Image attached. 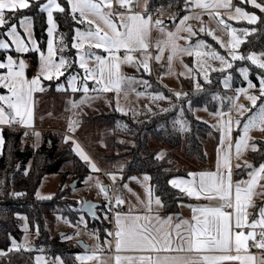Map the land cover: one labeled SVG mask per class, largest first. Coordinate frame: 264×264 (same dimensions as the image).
<instances>
[{
  "label": "snow or ice",
  "instance_id": "1",
  "mask_svg": "<svg viewBox=\"0 0 264 264\" xmlns=\"http://www.w3.org/2000/svg\"><path fill=\"white\" fill-rule=\"evenodd\" d=\"M116 2L120 8L127 10V14L114 13L113 0H64L63 3L60 0H46L44 3H41L40 0H0V28L5 29L3 35L7 38V40L0 39V50L8 52L14 46V51L17 54L35 52L39 57L37 72L31 78L26 74L28 69L26 61L19 56L14 58L9 54L5 58L6 62L0 61V88L6 89V94H0V126L32 127L34 94L45 90L42 80H59L61 76L69 72L73 64H77L83 70V77L80 78L79 74L69 72L66 77L67 88L61 84L56 86L57 91L71 89L73 93L82 91L85 94L79 101L70 102L72 108H77L80 104L92 99L88 95L90 91L96 93L114 91L119 95L121 91L126 90L125 86L130 88L137 83L148 85L147 80H137L135 77L124 75L121 66L127 64L136 68L137 71L142 68L144 73L150 74V61L153 59L149 51L152 47L150 33L153 27L161 34V38L155 41L157 50L155 60L160 61L166 50L169 67L178 55L192 56L198 65V69L195 71L198 75H203L204 80L208 83L211 81L208 78L207 70L211 68V65L207 61H219L221 67L219 69L211 68V70L221 72L231 69L233 61H250L260 70L257 74L259 87L256 89V85L249 79L247 68L239 69L243 79L247 81V88L236 89L237 96L235 98L228 97V99L233 101L229 111L234 108L241 119H236L233 122L229 118L220 125L221 144L227 142L228 150L218 155L216 171L190 172L188 175L191 179L174 178L169 181L172 187L179 188L189 197L197 200L202 198L208 201L218 200L220 203L215 206H190L192 211L190 221L181 220L179 224L175 225L173 232L165 230V226L171 223V216L161 218L158 214L153 215V204L159 207H162L163 204L159 197L153 199L152 189L148 186L145 188L146 203L136 196L137 201L144 204L145 214H133L132 208H129L127 213L116 212L114 230L105 229L107 235L103 244L96 245L91 251L88 250L87 245L81 244L85 252L82 255H76L75 260L79 264H92V262L95 264H226V262L257 264V258L248 254V242L253 241L255 247L264 250V206L259 207L251 220H249L248 209L254 206L252 203L254 189L259 181L264 180V162H261L258 167L248 164L247 167L251 169L248 172L250 179L234 183L230 161L233 146V123L237 129H241L234 140L237 158L248 148L257 151V145L249 143L252 130L258 129L264 132V52L239 54L237 49L245 42V37L255 32L256 28L233 27L216 10H228L229 20L246 21L249 25H256L258 22L264 23V17L258 16L255 12L246 11L239 5L233 6L232 0H186V4L191 3L192 7L206 11L210 16L214 15L218 23L223 26L229 37L227 43L216 37L212 31H208L207 35L211 36L226 51L227 56H225L203 39H197L194 43L191 41L190 38L195 36L196 32L191 26L186 25V21L191 18L188 15L179 18L178 23L174 18L172 26L174 30H167L162 20H153L152 16L147 13V5H145L144 14H141L133 10L132 0H116ZM240 2L251 5L252 8L264 13V0H240ZM29 8H36L39 12L46 14L48 25L46 51L42 50L39 43L33 38L30 16L23 15L22 18H19V26L23 29L24 36H21L18 31L17 23L12 22L17 13ZM54 13L69 15L72 21L84 25L83 29L75 28L73 30L71 49H74L76 54L71 62L63 54L68 47L63 35L58 43L55 41L54 34L57 32L58 25ZM113 15L118 17L119 24L113 20ZM196 18L199 19V17ZM200 31L204 32L205 29L202 27ZM182 32H186L188 35L181 36ZM180 39L185 40V46L178 44ZM93 49H100L107 55L97 54L92 51ZM122 50L123 55L121 56L119 53ZM58 52L60 55L57 59ZM136 53H139V58L134 55ZM90 63L93 65L92 67L89 66ZM185 67L188 66L185 65ZM188 70L189 72L194 71L192 68ZM231 79L230 74L224 78L223 84L226 88L230 87ZM88 81L94 82L91 89L88 86ZM196 87H200L199 83L196 84ZM249 89H256L259 95L250 94ZM140 94L137 93V95ZM240 94H243L250 102V107L235 102L239 99ZM175 95L179 99L181 93ZM213 98L218 97L214 95ZM153 99L160 100L166 99V97L157 93ZM116 110L123 111L119 107ZM164 111H168V109H164ZM246 113H248L247 116H245ZM220 115L223 117L226 114L221 112ZM78 124L79 121L70 119L69 131H74ZM174 125H177L180 131L186 130L183 120H175ZM35 135L38 136L39 133ZM70 140L73 144V151L80 159L88 164L92 171H99L75 140H72L70 136L64 137L65 143ZM4 144L5 139L2 129H0V154H2ZM156 158L160 159L161 156L158 155ZM109 175L115 182L117 175L113 173H109ZM129 179L136 180L137 178L129 177ZM148 180L150 177L145 175L143 181L147 182ZM97 187L108 199L109 189L99 182H97ZM122 187L128 192H132L127 184H123ZM117 193H119V189H117ZM14 195L19 197L23 193L15 192ZM39 195L37 192L38 197ZM78 203H81L82 207L92 213L93 218H96L94 210L97 206L95 204ZM124 203V198L117 194L115 205L119 206ZM111 204L112 201L108 200V205ZM226 209L231 211H226ZM78 223H85L83 216L80 217ZM182 225H186V227H182ZM25 232L27 233V229ZM93 235L99 240L98 235L95 233ZM63 238L71 239L68 236ZM104 245H107V251H114L115 255L105 258ZM21 248L26 251L33 250L27 235L22 243H17L15 239H12V245L8 251H19ZM233 250L235 255L232 254ZM5 255L6 253L0 250V256ZM35 264H65V261L56 256L49 262L45 256L37 255ZM258 264H264V256L259 259Z\"/></svg>",
  "mask_w": 264,
  "mask_h": 264
},
{
  "label": "trees",
  "instance_id": "2",
  "mask_svg": "<svg viewBox=\"0 0 264 264\" xmlns=\"http://www.w3.org/2000/svg\"><path fill=\"white\" fill-rule=\"evenodd\" d=\"M40 2L44 3L45 0H40ZM236 5L264 17V13L248 4H241L240 1H236ZM186 6V0H149L147 10L180 13L185 10ZM23 15L32 18L36 41L41 49H45L48 26L46 14L39 12L36 8L24 9L16 14L12 22H19V18H22ZM55 17L58 25L55 41L58 43L61 35H63L64 41L68 45L63 54L71 62L76 54L75 50L71 49V38L74 35L73 30L76 23L66 14L55 13ZM236 26L256 28V31L248 35L241 45L240 51L244 55L248 52H264V23L258 22L256 25L238 23ZM57 55L59 56L60 53L58 52ZM247 65L251 70V81L259 86L257 74L260 70L254 65ZM74 66L75 64L72 68ZM69 72H66L59 80L45 81V83L52 82L54 85L60 84V82L66 83ZM71 73L74 74V72ZM141 73L145 74L144 72ZM141 73L140 75H142ZM158 73L162 74V70L158 69ZM148 75L152 76L151 74ZM152 83L153 80L150 81V84ZM244 85L245 81L241 76L239 74L234 75L233 88ZM183 90L184 92L178 99L175 93L167 91L161 85H153L151 91H162L172 101L168 111L165 112L135 120L130 115L116 114V110L113 109L114 111L109 114H101L91 119V122L105 123L114 127L115 134L131 142L127 152L122 154V157L125 158L120 157V155L113 156L114 145L110 144L109 148L112 152L108 158L102 157L105 161L102 164L107 172H121L124 180L135 174L148 175L154 194L163 203L165 214L179 212V203L184 197L181 192L170 185L169 181L176 175H182L183 173L173 170L168 155L157 159L159 150L154 147L152 142H163L170 149L182 146L187 156L204 160L203 146L205 139L211 135L216 138L218 133L212 126L196 120L193 116V110L198 107H207L211 111H217L227 109L229 105V101L225 102L226 96H223L220 99L221 101L213 98V93L226 94L222 91L219 81L214 85L204 87L201 91L185 87V85H183ZM177 119L185 122V131H180L179 127L174 125V121ZM125 125L127 127H124ZM121 129H124V131ZM27 132L28 130L24 128L2 129L5 144L2 154H0V250L4 251L6 255L0 257V264H35L33 250L28 252L8 251L12 239H19L22 235L20 215L26 217L33 230L38 228L39 233L36 234L35 243L43 249V252L51 256H60L65 264H75V255L79 252V247L75 243L64 241L63 237H50L45 226L46 218L56 213L68 216L72 220L78 218L79 211L76 210L75 199L71 196V188H60L56 197L52 200H39L36 198L35 193L42 178L47 174H61L62 183L67 181L70 176L71 181L78 180L77 184L79 186L92 172L71 146L60 149L61 139L57 137L49 138L47 135H43L42 144L35 149L32 148L30 143H23ZM255 143L257 151L250 150L248 156L254 165L258 166L261 162H264V137L256 140ZM123 159H126V161L121 164L120 161ZM30 163L31 165L27 169ZM66 165H70L71 169L63 171ZM120 167L122 169H119ZM15 192L23 193V195L16 197ZM98 213L100 216L98 221L91 222L87 217L88 228L97 231L103 238L106 236L105 229L109 227L108 218L105 219L107 214L104 202L98 209Z\"/></svg>",
  "mask_w": 264,
  "mask_h": 264
},
{
  "label": "rangeland",
  "instance_id": "3",
  "mask_svg": "<svg viewBox=\"0 0 264 264\" xmlns=\"http://www.w3.org/2000/svg\"><path fill=\"white\" fill-rule=\"evenodd\" d=\"M45 2H46V0H45ZM60 2L63 3L64 0H60ZM132 3H133V10L136 13L144 14L145 5H147V9H148L149 0H132ZM232 4H234L233 0H232ZM188 8L192 9L194 7L191 6V3H188ZM256 10H258V9H256ZM113 12L114 13H125V14H127V10L124 8H120L118 3L116 2V0H113ZM148 14H150V13H148ZM220 16L222 17V15H220ZM223 17L228 18V15H223ZM54 18L56 19L55 13H54ZM174 18H175V22L177 23V19H176L177 16H175V15L160 13L156 17V19H160L163 21V24L166 26L167 30H174L172 27L173 23H174ZM113 20L117 24H119V19L116 15H113ZM16 23H17L18 31L20 32L21 36H24V31L19 26V22H16ZM31 24H32L33 38L36 40L35 33H34V22L32 19H31ZM75 28L83 29L84 25H79L76 23L74 29ZM4 30L5 29L0 28V39L7 40V38L3 35ZM208 31H212L214 33V28L209 27ZM221 34L222 33H220V35L216 36V37L222 39L225 43H227L228 39L223 38ZM214 35H215V33H214ZM159 38H161L160 32H158L155 29V27H153V29L150 33L151 43H153V41H156ZM47 39H48V37H47ZM25 40L27 42L26 37H25ZM55 40H56V38H55ZM8 42L11 43L10 41H8ZM46 45H47V42H46ZM212 48H214V47L212 46ZM42 50L46 51V47H45V49H42ZM92 51L96 52L97 54L107 55L106 53H103V51L100 49H93ZM238 53L241 54L242 52L238 51ZM248 53H250V52H248ZM255 53L259 54L260 52H255ZM9 54L12 55L14 58L19 56V58H22L26 61L27 65H28V69H27L26 74L29 78H31L32 76H34L36 74L37 65L39 63V57H38L37 53L29 52V53H25V54H17L14 51V46H13V48L8 50V52H5L4 50H0V61L6 62L5 58ZM220 54L223 55L222 53H220ZM247 54H245V55H247ZM119 55H121V56L123 55V50L119 53ZM134 55H136L137 58H139V53H136ZM58 58H59V56L57 55V59ZM194 61H195V58H194ZM245 61H247V60H245ZM247 62L251 63L250 61H247ZM207 63L211 65V68L219 69L221 67L220 65L218 66L216 64V63H219V61L209 60V61H207ZM89 66L92 67L93 65L90 63ZM237 66H240V65H237ZM194 68H195V70L198 69V65L196 63L194 65ZM211 68H209L207 70V75H208L209 80L211 81L210 85H214L217 82L218 77L215 76L212 78L211 76H209L208 72L211 70ZM243 68H247L249 70V79H250L251 70L249 69L248 66L238 68L237 72L240 73L239 69H243ZM231 69H227L225 71V74H223L221 76V78H219V82L221 84L223 91L228 93V97L235 98L237 96L236 89L241 88V87L247 88V81H246V84L244 86L233 88L232 82H233L234 74L231 73V71H230ZM121 70H122V73L124 75L129 76V77H135L137 80H147L149 82V84L144 85L143 83H137V84H133L130 88L125 86L126 90L121 91L119 93V95H117V93L114 91L113 92H99V93L90 91L88 93V95L90 97H92V99L86 101L85 103L80 104L77 108H72L70 102L73 100L79 101L85 95L82 91H78L75 93H73L71 91V89H67L66 91H57V87H56L57 85H54V83H52V82L45 83V81H49V80H42V86L44 87L45 90L43 92H37L34 94V118H33V126H34L33 128L34 129L29 130L27 128L28 132H27L25 138L23 139L24 140L23 143L25 144L28 142L31 144L32 148L37 149L43 142V135H47V137H49V138L57 137V138L61 139L60 149H64L65 147H70V146L72 147L73 146L71 140L68 143L64 142V137L70 136L72 138V140H75V141L77 140L81 143V145L88 152L89 156H91L92 159H94V160H92L90 158L92 160V162L95 163L96 167L99 166L97 168L104 170L108 174L113 173V174L117 175V179L114 182V184L119 189V193H117V194L128 196L132 192L131 193L128 192L127 189H124L122 187V185L127 184L128 187L132 190V188L135 187V185H133V183H135L136 186L138 183L135 181L132 182V180H130V179L128 181H123V179H121V177H122L121 172H117V171L116 172H107V170L105 169V167L102 164L105 162L104 159H102V157L108 158V156L112 152V150L109 148L110 144L114 145L112 155L113 156L114 155L115 156L120 155V157H122V154L124 152H127V148L130 146L131 142H129L128 139L121 138L117 134H115L116 130L113 129L114 127L108 126L105 123L97 124V123L91 122V119L93 117H97L101 114H109V113L113 112L114 110H116L117 107H119V108L123 109V111H117L116 110V114L119 113V114L125 115V116L130 115L135 120H139V119L149 117V116L157 114V113L165 112L164 109H168V107L171 105L172 101H171V99L167 98L165 96L164 92H162V91L161 92L160 91H151V88L153 87V85L154 86L160 85L158 83V81L155 80V77L153 76V74H152V76H150L146 73L143 74V73H141L143 71L142 68L139 71H137L136 68L129 66L127 64L122 65ZM69 71L74 72V74H79L80 78H82L84 75L83 70L80 69L77 64H75V66L73 68H70ZM233 72H235V70ZM140 73L142 75H140ZM229 74L231 75L232 79L229 82L230 87L226 88L223 84V80ZM235 75H237V74H235ZM202 77H204V76L202 75ZM211 78H212V80H211ZM152 80H153V83L150 84V81H152ZM50 81H56V79H53ZM160 82L165 87L167 86L166 88H168V91L175 93V94L181 93V91H178V92L172 91V89L177 88L179 86L178 82H180V79H179L178 75H176L174 78H169V79H166V77H162L160 79ZM78 83H79V80H78ZM87 83H88V86L90 89L94 85L93 81H88ZM197 83H198V81L196 80V84ZM60 84L64 85V87L67 88V80H66V83L60 82ZM184 85H185V87L195 88L192 82H187ZM81 87H82V85H81ZM179 87L181 88V83H180ZM258 87L259 86H256V89H258ZM230 89H234V93L232 92L233 93L232 96L230 94V92H231ZM256 89H249L250 94L259 95V93ZM137 93H141V94L137 95ZM157 93L163 95L164 97H166V99H160V100L153 99V96H155ZM0 94H6V89L0 88ZM213 94L216 97H218V98L214 99L217 101H221L220 99L223 96H226L225 93H224L225 95H221V93H213ZM235 102L239 103V104H244L245 106L250 107V102L245 98V96L243 94H240L239 99L236 100ZM232 103H233V101L231 100V106H232ZM258 104H259V101H258ZM220 106H221V104H220ZM221 112L222 111H218V110L217 111H211L207 107H198V108H195L193 110V116L195 117L196 120L204 122V123L212 126L213 129L218 133V136L216 138L220 140V137H221L220 125L229 119L228 114H226L225 112H223V113H225L226 115L221 117V115H220ZM246 114L248 115V113H246ZM246 114H245V116H247ZM233 116H234V121L236 119H241V117L239 116V114L237 113V111L234 108H233ZM70 119L79 121V124L75 127V130L72 132H70L68 129ZM14 126H17V125H12L11 127L0 126V129L13 128ZM233 128L236 130L235 127H233ZM241 128H242V125H241ZM121 130L124 131V129H121ZM36 133H39V135L38 136L35 135ZM250 133L256 139H257V137H260L259 139L263 138V132L259 131L258 129L252 130ZM216 138L211 135L207 139H205V141H204L205 153L207 154L208 158L210 155V160L213 158V156H212V152L209 150V145H210L209 143L213 144L212 141L215 140ZM208 139L210 140L209 142H207ZM152 144L154 145V147L158 148V150H159L158 155L161 156V158H163L166 155L169 156V161L172 163L173 170L175 171V169L178 168V165L176 162H178L179 157L174 156V154L176 153V155L179 154V156H181L182 152H184L183 147L181 146V147H178L179 149L177 148V149L173 150V149H170L168 146H166L163 142L153 141ZM176 150H177V152H176ZM183 155L186 156V158H185L186 160H184V161H187L186 163H184L182 161L183 168L188 170V165L190 164L188 159H190V158L184 153H183ZM122 158H125V157H122ZM192 158L195 159V157H192ZM125 161H126V159H123L120 162H121V164H124ZM30 165H31V163L27 166V169L30 167ZM70 169H71V166L66 165L64 167L63 171H67ZM119 169H122V168L120 167ZM101 171L100 170H99V172L94 171V173L90 174L82 182L81 185L78 186V184H77L76 187H72V188L70 187V185L73 181H71L70 176L67 178V181H65L64 183H62V175L61 174H47L42 178V181H41V183H40V185H39V187L35 193V196L37 199H39V200H52L53 198L56 197L60 188H63V189L71 188V190H72L71 196L75 199L76 210L79 211L78 218L76 220H72L68 216H65V215L60 214V213H56V214H53L51 216H48L45 220V226L49 232L50 237L68 236V237H71V239H64V241H68L69 243H75L76 245H77V241H83L86 245L89 246V248H88L89 251L93 250L96 247V245H98V244L102 245L103 244L104 240H101V238H100L101 236L99 235V233L95 230L88 228L87 216L85 215V213L83 211H81V205L82 204L78 203V202H82L83 198H85L87 200H93V201L99 202L101 204L103 202H105L104 194L101 193L97 187V182H99L103 186H106V180H105V177ZM110 171H114V170H110ZM109 177H110V175H109ZM146 187H148V185L138 184L136 189H138L140 191V193H142V194H147L145 191ZM37 192H39V194H40L39 197L37 196ZM48 197H50V198H48ZM81 216L84 217L86 226H85V223H78ZM23 218H26V217L23 215L19 216L20 228L22 230V235L19 239H15V241L17 243H22L24 241L25 236L27 235V239L30 242V247L34 246L36 248L35 250H33L34 261H35V257L37 255H43V256H45L47 261L51 262L54 259V257H56V256H51V255H48L45 252L41 251L43 249L39 248L38 244L35 243V239L37 238L36 237L37 229L33 230L30 227V225L28 224L27 219H23ZM72 225H76V226L73 227ZM25 229H27V233L25 232ZM94 233H95V235L99 236V240H97L95 238V236L93 235ZM11 245H12V242H11ZM104 248H105V254L104 255L106 258L107 257L106 252H109V251H107V245H104ZM13 251L14 252H22V251H26V250L24 248H21L19 251H15V250H13ZM84 252H85V249L79 247V252L76 255H78V254L82 255V254H84ZM75 263L79 264V262L76 260H75ZM92 264H95V262H92Z\"/></svg>",
  "mask_w": 264,
  "mask_h": 264
},
{
  "label": "crops",
  "instance_id": "4",
  "mask_svg": "<svg viewBox=\"0 0 264 264\" xmlns=\"http://www.w3.org/2000/svg\"><path fill=\"white\" fill-rule=\"evenodd\" d=\"M236 1H240V0H233V3H234L233 6H236ZM148 11L149 10H147V12ZM216 11H219L220 15H222V18L227 23L231 24L233 27L242 28V27L236 26V24H238V23H246V24H248L246 21L237 22L235 20H229L227 17L224 18L223 15H228V10L218 9ZM233 11H234V8H233ZM161 12L169 14V15L177 16V18H176L177 19V23L179 21V18H181V17H183L185 15L190 16L191 18L188 21H186V25L191 26L194 29V31L196 32V35L190 38L191 41L194 43L197 39H203L204 41H206L207 44L213 46L214 49H217L220 53H222L223 55L227 56L226 51L224 49H222L220 47V45L211 36L207 35L208 28L212 27V28H214L215 36H219L220 33H222L221 35H222L223 38L229 39L226 31H224V29H223V26L218 23V21H217V19L215 18L214 15L210 16L208 12H206V11H204L202 9H199V8L189 9L188 8V4H187L185 10L180 12V13L169 12V11H161ZM196 17H199V19H197ZM202 27L205 29L204 32L200 31V29ZM187 35L188 34L186 32H183L181 34V36H187ZM178 44L180 46H185L186 42H185V40L180 39L178 41ZM240 48H241V46L239 47V49H237V52L238 51L241 52ZM149 51L151 52V54L153 56V59L150 61V68H151L150 74L151 75L153 74V76L155 77V80H157L158 83L164 89H166L167 91H168V88H166L167 86L165 87L160 82V79L162 77H166V79L174 78L176 75L179 76L180 82H178V83H179V86H180V83H181V88L178 86L177 88L172 89V91H177V92L181 91V94L184 92L183 85L185 83H187V82H192L194 87H195L194 89L196 91H201L204 87L211 86L210 83H208V82H206L204 80V77H202V75H198L197 71H195V68H194V65H195L194 57L189 56L187 54L178 55L177 57H175L173 59V61L171 63V66L169 67V62H168V59H167V56H168L167 50L164 52V54L161 57L160 61H156L155 58H154L156 56V54H157V50L155 48V41H153L152 47L150 48ZM244 62H245V64H244ZM232 63L234 65H233V68L230 71L234 75L235 74H239L240 75V73L237 72L238 68L248 66L247 64H251V63H249V62H247L245 60H243V61H241V60L233 61ZM216 64L218 66L220 65V63H216ZM185 65H187L188 67H185ZM237 65H240V66H237ZM189 68L194 69V71L193 72H189V70H188ZM158 69L162 70V74L158 73ZM234 70H235V72H233ZM208 73H209V76H211L212 78L217 76L218 77L217 81H219V78H221V76L223 74H225V72H221L219 70H217V71H211L210 70ZM146 74H148V73H146ZM212 78H211V80H212ZM241 78L243 79L242 76H241ZM196 80L201 85L199 88L196 87ZM245 84H246V81H245ZM230 90H231L230 94L232 96V94L234 93V89H230ZM223 92L226 93L225 91H223ZM226 101L227 102L229 101L228 108L227 109H219L218 111H222V112H225L226 114H228L229 118H231V120L234 122L233 109L231 111H229V109L231 108V100L228 99V93H226L225 102ZM233 125H234V123H233ZM33 127L34 126L27 127V128L30 130V129H34ZM233 127H235L236 130ZM233 127H232L233 146H232V149H231V161L230 162H231V170H232V179H233V182L235 183L236 181H239V180H248V179H250V177L248 176V172L251 171V169L247 167L248 164H251L254 167H258L259 165L258 166L254 165L253 161L248 156V152L250 150H252L251 148H248L247 150H244L242 152V154L240 155V157L237 158L236 153H235L234 140L239 135L240 129H237V127L235 125ZM13 128H24V129H27V128L19 126V125L14 126ZM250 137H251V140L249 141L250 144L251 143H255V141L259 140V138H260V137H257V139L254 138V136H252L251 133H250ZM263 137H264V132H263ZM261 139H263V138H261ZM209 141L210 140L208 139L207 142H209ZM76 142L78 143L80 148L83 149V151L89 156L88 152L81 145V143L79 141H77V140H76ZM212 142H213V144L209 143L210 144L209 145V150L212 152L213 158L210 160V155H209V158H208L206 153H205V159L204 160H200L197 157H195V159H194V158L188 156L190 158V159H188L189 162H190V164L188 165V170L183 168V163H182V161L184 163L187 162V161H184V160H186L185 159L186 156L183 155V153L185 154V152H182L181 156H179V154L176 155V153H175L174 156L179 157L178 162H176L177 165H178V168L175 169V171L182 172L183 174L182 175H176L172 179H174V178L191 179V177L188 175L190 172L199 173L201 171H216L218 155H220L224 151L228 150V144H227V142H225L224 144H221V137H220V140L219 139H217V140L215 139ZM72 149H73V146H72ZM176 152H177V150H176ZM204 152H205V148H204ZM89 157L92 159L91 156H89ZM92 160H94V159H92ZM237 165H240V167H237ZM97 167H99V166H97ZM98 169L100 171L102 170L100 168H98ZM91 172L94 173V171H92V170H91ZM96 172H99V171H96ZM101 172H102V174H103V172L106 173L104 170H102ZM106 174L109 176L108 173H106ZM145 175L146 174H135V175L130 176V177H136L137 178L136 180H132V182L140 181V182H137V183L138 184H145V185H148V186L150 185V187H151V180H148L147 182L143 181V178H144ZM128 180H129V178L126 179V180L123 179V181H128ZM138 184H137V186H138ZM133 185H135V187L132 188V193H135L136 195H133L132 193L130 195H128L129 197L126 196V195H121L122 198H124V200H125L124 205L127 208V212L129 210V208H132L133 209V214L144 215L145 214L144 213V204L139 203L137 201V199H136V196H139L140 199L145 201V203H146L147 194L140 193V191L138 189H136V187H137L136 184L133 183ZM151 189H152V187H151ZM174 189H176L179 192H181L179 188H174ZM152 193H153V199L155 197H157L156 195H154L153 190H152ZM181 193H182L184 198L179 203V212L178 213L165 214L163 212V206L159 207V206H156L155 204H153V206H152L153 207V215L158 214L161 218H167L169 216L172 217L170 225H166L165 226V230H171V231L174 232L175 225L179 224L181 222V220L190 221V218L192 216V211H191V207L190 206H205V205H213V206H215V205H218L220 203L218 200L208 201V200H205L203 198L200 199V200H197L195 198L187 196L186 193H184V192H181ZM252 203H253L254 206L250 207L248 209V211L250 213L249 220H251L253 218V216L257 213L259 207L264 206V180L259 181L257 187L254 189V194H253V197H252ZM226 211H231V210L230 209H226ZM177 214L180 215L178 218H176ZM105 216H107V215H105ZM182 227H186V225H182ZM108 230H114V226H113V229H112L111 225H110V222H109ZM245 231H247V229H245ZM257 232H259V229H257ZM106 235H107V233H106ZM105 237H103V238L100 237V238H101V240H104ZM109 239H111V237H109ZM258 239H259V237L257 236V240ZM248 244H249L248 254H251V255L255 256L257 258V264H258L259 259L262 256H264V253H262L260 255H254L252 253V250L255 248L254 242L253 241H249ZM88 248H89V246H88ZM259 250H262V249H259ZM12 252H14V251H12ZM22 252H26V251H22ZM106 254H107V256L115 255V253H112V252H106ZM232 254L233 255L236 254L234 250H233ZM0 257H2V256H0ZM75 264H77V263H75ZM226 264H238V262H226Z\"/></svg>",
  "mask_w": 264,
  "mask_h": 264
},
{
  "label": "built area",
  "instance_id": "5",
  "mask_svg": "<svg viewBox=\"0 0 264 264\" xmlns=\"http://www.w3.org/2000/svg\"><path fill=\"white\" fill-rule=\"evenodd\" d=\"M148 13H150L153 20H155L157 15H159L162 12L159 10H152V11H148ZM103 175H104L105 180H106V188L109 189L108 199L105 198V202H104L105 203V211H106L108 220L110 222L111 228L113 229L115 213L116 212H121L122 214L126 213L127 208L124 204L119 205V206L115 205V196L117 195L118 187L114 184V182L111 180V178L106 173L103 172ZM108 200L112 201L111 205H108ZM112 253H114V251H112ZM252 253L254 255H260V254L264 253V250H259L257 247H255L252 250Z\"/></svg>",
  "mask_w": 264,
  "mask_h": 264
},
{
  "label": "water",
  "instance_id": "6",
  "mask_svg": "<svg viewBox=\"0 0 264 264\" xmlns=\"http://www.w3.org/2000/svg\"><path fill=\"white\" fill-rule=\"evenodd\" d=\"M77 182H78L77 179L74 180V181L71 183L70 187H71V188H72V187H76ZM104 187H106V186H104ZM82 202H87V203H90V204H95V205L97 206L96 209L94 210V211H95V217H96V218H93L92 213H90L89 211H87L86 209H84V208L82 207V205H81V211H83V212L85 213V215L90 219L91 222H94V221H98V220H100V216H99V213H98V209L102 206V204L99 203V202H95V201H93V200H87V199H85V198L82 199ZM179 216H180V215L177 214V215H176V218H178ZM81 244L86 245L83 241H77V245H78L79 247L83 248V247L81 246ZM87 246H88V245H87ZM32 249L35 250L36 248H35L34 246H32ZM83 249H84V248H83Z\"/></svg>",
  "mask_w": 264,
  "mask_h": 264
}]
</instances>
